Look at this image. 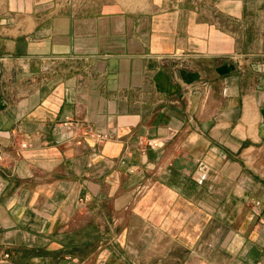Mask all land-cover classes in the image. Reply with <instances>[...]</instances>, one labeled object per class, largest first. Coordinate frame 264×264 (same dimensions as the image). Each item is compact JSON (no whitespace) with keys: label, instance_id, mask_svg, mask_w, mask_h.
<instances>
[{"label":"crops","instance_id":"crops-1","mask_svg":"<svg viewBox=\"0 0 264 264\" xmlns=\"http://www.w3.org/2000/svg\"><path fill=\"white\" fill-rule=\"evenodd\" d=\"M0 152V264H264V0H0Z\"/></svg>","mask_w":264,"mask_h":264},{"label":"built area","instance_id":"built-area-1","mask_svg":"<svg viewBox=\"0 0 264 264\" xmlns=\"http://www.w3.org/2000/svg\"><path fill=\"white\" fill-rule=\"evenodd\" d=\"M93 137L95 138V140L97 142H102L104 140H107L108 139V134L105 133V132H102V133H96L93 135ZM152 144L153 146H156L157 144L156 143H150ZM22 146H25L24 144ZM3 160V155L1 154L0 152V162Z\"/></svg>","mask_w":264,"mask_h":264}]
</instances>
